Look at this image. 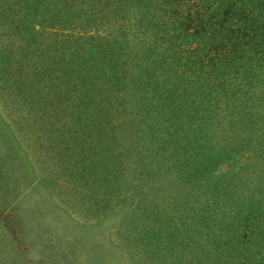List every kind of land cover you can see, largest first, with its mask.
I'll list each match as a JSON object with an SVG mask.
<instances>
[{
  "label": "rangeland",
  "instance_id": "rangeland-1",
  "mask_svg": "<svg viewBox=\"0 0 264 264\" xmlns=\"http://www.w3.org/2000/svg\"><path fill=\"white\" fill-rule=\"evenodd\" d=\"M25 2L28 7L42 4V0H0V20L6 26L18 23L38 31L39 20L26 17ZM107 23V33L117 40L118 52L112 59L116 64L113 81L103 83L107 94L104 90L102 96L111 98L110 92L115 91L117 105L113 109L122 105V111L130 114L121 124L109 110L103 113L107 117L103 123L113 124L119 136L110 147H106V137H100L95 146L88 133L84 142H79L68 129V105L50 109L45 100L37 98L42 84L37 89L20 77L14 59L17 54L12 50L15 37L10 30L0 28V264H264L261 257L248 255L246 240H236L232 245L229 240L225 242L228 233H224L226 221L231 219L228 211L234 214L236 205L253 209L256 199L264 196L259 192L264 188L260 185L264 173L258 171L264 165V147H257L264 128L247 122L238 127L228 124L230 111L240 102L234 106L236 98L230 102L223 93L217 96L218 92L212 96L209 124L188 125L185 116L170 125L168 120H161L162 115L155 117L153 110L164 102L157 93L161 76L166 74L164 64L158 63L157 71L144 64L140 73L134 72L133 51L140 48L141 28L130 30L133 20L116 18ZM148 36L143 46L151 41L152 34ZM122 75L126 76L123 81ZM167 75H172V80L173 73L168 71ZM170 90L173 88L167 92ZM258 92L262 96L258 102L263 105L257 114L264 119V81L256 85L255 94ZM180 105L183 102L179 101ZM86 111L78 114L80 118L96 115L94 110ZM221 120L233 129L231 139L219 132L228 130L222 129ZM181 132L190 141L209 140L212 154L210 161L209 156L198 161L202 169L189 170V165L179 169V160L192 162L181 144ZM140 158L148 165L142 166ZM214 198L224 210L200 242L190 241L183 229L189 227L193 214L189 211L183 217L181 212L198 202L215 206ZM171 200L184 201L185 207L177 209L181 212L171 210ZM249 216L254 218L256 213ZM259 221L264 238V216ZM167 225L181 231L168 233L165 238ZM154 228L161 235L146 241L144 232ZM234 246L238 252L232 255ZM188 250L197 251L199 259L193 262Z\"/></svg>",
  "mask_w": 264,
  "mask_h": 264
},
{
  "label": "trees",
  "instance_id": "trees-1",
  "mask_svg": "<svg viewBox=\"0 0 264 264\" xmlns=\"http://www.w3.org/2000/svg\"><path fill=\"white\" fill-rule=\"evenodd\" d=\"M1 9L3 13V8L0 7ZM23 9L26 17L39 20L38 31L28 30L18 23L6 26L7 23L0 20V28L10 30L16 40V47L12 49L17 54L14 58L18 64L16 70L25 82L34 84L37 89L42 84V89L37 90L39 92L36 96L46 101V107L52 109L54 106L53 109H57L68 105V129L80 138L79 142H84V136L88 133V137L94 138L92 144L95 146L100 143V137L103 140L106 137V147H110L111 143L117 142L119 136L114 133L113 124L103 123V120H107L103 113L107 114L106 111L109 110L112 118H116L117 122L121 120V124L122 118L130 115L122 111V105L113 109L117 105L115 91L110 92L111 98L102 96L104 90L107 94V87H103V83L110 84L116 72V64L112 59H115L116 51L118 52V43L111 38L114 36L107 33V21L116 18L133 20L130 30L141 28L142 36L138 38L137 44L140 48L133 51L132 63H135L131 67L134 72L140 73L144 64H149L148 69L157 71V65L161 62L166 68L157 91L158 98L164 102L158 103L153 110L155 117L162 115L161 120H168L170 125L185 119V116L188 125L209 124L207 118L214 106L212 96L218 92L217 96L223 93L225 97H229L230 102L236 98L234 106L240 102L236 110L230 111L228 124L238 127L247 122L249 126L264 128V119L257 114L261 111L257 109H262L263 103L258 102L262 100V96L259 92L255 94L256 85L264 81V0H42L41 5L37 3L29 7L25 2ZM2 13L0 11V17ZM101 31L106 34H101ZM149 34H152L151 41L147 43L151 48L147 47L148 44L143 46ZM122 47L125 48L124 44ZM186 53L188 55L184 56ZM168 71L173 73L172 80V75H167ZM123 75L122 81L126 78ZM138 81L139 77L136 82ZM171 88L173 90L167 92ZM179 101L183 102V106L178 107ZM245 107L248 108L246 111ZM88 109L96 111V115L88 118L86 114L87 116L80 118L78 114H83ZM84 119H87L85 126ZM222 120V129L228 128V124L222 123ZM123 122L127 121L123 119ZM226 130V133L221 129L219 132L223 137L231 139L233 129ZM169 133H172L171 137L175 131ZM178 135L182 146L186 148L185 154L189 152L192 161L185 163L184 160H179V169H183L184 165H189V170L202 169L203 164L198 161L208 156L207 161H210L212 154L209 140L190 141L182 132ZM258 136L257 147L260 149L262 145L264 147V134ZM238 142L243 144V140L239 139ZM145 160L139 159L142 166L148 165ZM258 169L264 173V165H260ZM260 185L264 187V183ZM259 192L264 195V188ZM213 193L214 197H218L217 192ZM263 197L256 199L253 207L255 210L244 207L241 209L236 205L234 214L231 215L228 211L231 219L224 226V233H228L225 242L229 240L233 245L239 239H244L249 244L248 255L261 257V260H264V238L258 220L264 216ZM214 203L215 206L198 202L188 206L189 209L184 212L177 210L185 207L184 201L181 204L171 200L169 206L171 210L181 212L183 217H187L189 211L193 214L189 227L183 231L191 238L190 241L200 242L199 239L208 234V227L212 228L220 210H224L216 198ZM245 210L248 213L243 214ZM250 213H256V217L251 218ZM180 231V228H171L169 225L163 234L166 238L168 233L176 234ZM144 235L146 241H153L161 232L154 228L152 231L146 230ZM209 243L208 241L206 245ZM212 249L215 250V247ZM188 252L193 262L199 259L197 251ZM237 252L234 246L232 255Z\"/></svg>",
  "mask_w": 264,
  "mask_h": 264
}]
</instances>
